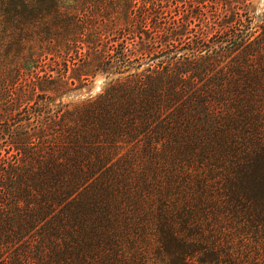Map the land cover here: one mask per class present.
<instances>
[{
    "label": "trees",
    "instance_id": "1",
    "mask_svg": "<svg viewBox=\"0 0 264 264\" xmlns=\"http://www.w3.org/2000/svg\"><path fill=\"white\" fill-rule=\"evenodd\" d=\"M253 1L0 0V264H264Z\"/></svg>",
    "mask_w": 264,
    "mask_h": 264
},
{
    "label": "rangeland",
    "instance_id": "2",
    "mask_svg": "<svg viewBox=\"0 0 264 264\" xmlns=\"http://www.w3.org/2000/svg\"><path fill=\"white\" fill-rule=\"evenodd\" d=\"M252 7L251 9L253 11H256L258 14H263L264 12L261 11V9H264V0H254L253 3H252ZM96 80H98L99 82H103L102 78L99 77L97 78ZM98 87L99 84H96L94 85V82L90 85L89 88H87L83 93L82 95H77L75 96V98H73V101L76 102L78 101L79 99H84L85 97H91L92 95V89L93 87Z\"/></svg>",
    "mask_w": 264,
    "mask_h": 264
},
{
    "label": "clouds",
    "instance_id": "3",
    "mask_svg": "<svg viewBox=\"0 0 264 264\" xmlns=\"http://www.w3.org/2000/svg\"><path fill=\"white\" fill-rule=\"evenodd\" d=\"M262 12H264V9H261ZM99 84L98 87H93L92 89V95L90 97L91 100H95L97 98H99V96L103 95L104 90H105V85H106V81L105 82H99L98 80H94V85Z\"/></svg>",
    "mask_w": 264,
    "mask_h": 264
}]
</instances>
